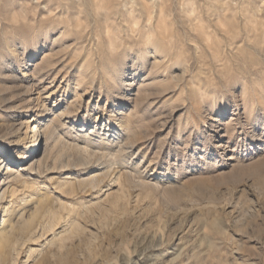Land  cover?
<instances>
[{
	"label": "rangeland",
	"instance_id": "obj_1",
	"mask_svg": "<svg viewBox=\"0 0 264 264\" xmlns=\"http://www.w3.org/2000/svg\"><path fill=\"white\" fill-rule=\"evenodd\" d=\"M0 36L3 163L60 116L63 158L110 171L96 190L71 191L70 168L12 184L4 207L41 189L58 211L17 264H264V0H0Z\"/></svg>",
	"mask_w": 264,
	"mask_h": 264
},
{
	"label": "bare ground",
	"instance_id": "obj_2",
	"mask_svg": "<svg viewBox=\"0 0 264 264\" xmlns=\"http://www.w3.org/2000/svg\"><path fill=\"white\" fill-rule=\"evenodd\" d=\"M29 93L32 94V91L29 90ZM59 117L60 116L52 117L50 119V121H48L46 123V126H44V127H41V122H39L38 118H36V120L34 121L36 123H34V125L32 127L33 129L31 130L32 135L28 136L31 140V145L24 146L23 148H19L17 150V153L21 152L22 156L25 155L27 150H30L32 152V153L30 152V154H33L30 158H28V160H26L22 164H20V169L16 170V169L12 168L8 163L4 164L3 162L5 160L0 158V214H1V211L3 212L2 222L0 224V264H17L16 263L17 259L16 258L14 259V254L19 255L20 246L25 245V243L27 241L29 243V241L33 239L34 235L39 234L38 232L40 231V229L43 226V225L38 226V224L34 225L35 221L38 217H40L42 215H47L49 217V219H52V218L55 219L56 216L58 215V211H56L51 200L49 198H47V192L45 191L46 189L44 190L45 192H42L41 189H38V191L34 192V194L37 195V196L34 195L36 198H33L31 196V198L29 200H27V201L25 200L26 203L23 202L24 204H21L22 206H19L17 208L14 207V205L11 207H7V208L4 207L3 206V200L5 199V197H7V194L9 192V189L11 188L12 184L21 182L22 178H24L23 176H25L26 174L32 175L33 173H35L36 176H39L41 174H45V172L49 171V170L50 171H55V170L60 171V170H58L59 168H61V169L62 168H66V169L70 168L73 171L71 172V176L69 175L70 177L68 178V180H70V181L67 184L69 185L71 191L75 190V187H77V189H80V190L81 189L83 190V188H85V189L90 188L92 190H94V189L96 190V188L101 187L102 183H104L105 179L107 178L108 174L110 173V171H105L106 169L101 170V168L98 169V171L94 172V173L93 172L92 173L91 172L85 173V170H87V168H89V166H90V161L87 159L88 154H86L84 151L81 152V149L78 146H75L76 149L79 150V151L78 150H76V151H78L80 153V156L78 158H76L75 160H73L71 158H65V156L63 158V153H64L63 149H65L67 147L69 149L74 148V147H70L69 145L65 144L63 142V140L60 139V137H59L60 131L59 130L61 128L63 121H61L60 120L61 118H59ZM29 122L30 121L27 122L26 128L31 127ZM50 123H53V125H54V127L52 129L50 128ZM23 125H24V123H21L20 127L17 128L16 124H12L10 126L11 127L10 128L11 134H14V133L16 134L17 132H19L21 129V126H23ZM82 135L85 136V137L81 136L82 138L84 137L85 142L86 141L88 142L89 139H91V138H89L90 135L87 132L84 134L82 133ZM81 137H79V138H81ZM75 138H78V136ZM25 139L26 138H23L21 140L19 139V140L23 142ZM43 139H44V142H43ZM50 142H53L52 143L53 145ZM48 143H49V145H52L51 147L49 146L50 149H46V148H48L47 147ZM75 143H76V141H75ZM109 143H111V142H109ZM113 143H117V141L116 142L113 141ZM119 143H121V141ZM119 143H117V144H119ZM100 144H103V143H100ZM18 145H19V143H18ZM70 145H72V144H70ZM85 147L87 148V146H85ZM58 148H59V151H61L59 154L60 157L59 156L57 157V153H56V150H58ZM118 149H120V146ZM121 149H122V145H121ZM59 151H57V152L59 153ZM54 155H55V157H54ZM18 156L19 155H17L16 157H18ZM134 157H135V155L133 154V162L136 163L134 160L135 159ZM12 158L9 157L10 160ZM25 158H27V156ZM51 159L53 160V162L50 165L49 162L51 161ZM7 160H8V158H7ZM110 165H108V166H110ZM139 166H140L139 163L135 165V172L138 171L139 173H142V174H140V175L137 173L136 174L139 177L146 178L147 173H145V175H144L143 172L140 171L141 168L139 169ZM5 168H6V171H4ZM19 170H26V172L21 173ZM3 171H4V173H3ZM50 171H49V173H50ZM126 175H128V178L130 180V178L132 176L131 173H127ZM134 176H133V179H134ZM25 182H27V181L25 180ZM140 184L142 186H149V183L144 181V179H142V181L138 180L137 185H140ZM30 205H33L34 209L32 210V212L30 214H28L26 208ZM61 207L63 208V207H65V205H62ZM49 222L50 221H48V225H49ZM45 227H46V224H45ZM50 227H52V223L50 224ZM43 228H44V226H43ZM81 232L82 233L84 232V228L79 224V220L77 221V218H76V220H74L72 222L70 228L64 230V232H61V234L56 233V232L54 233V235H53L54 239L52 241L53 245L54 244L56 245V243L57 244L59 243L58 247H60L61 249L65 248L66 247V240L71 238L73 233H81ZM92 237H93V235H92ZM32 252L33 251H31L29 253L28 260L32 257V255H33ZM36 261H37V259H36ZM130 262H131L130 258L126 259L124 263H122L116 259V261L113 262L112 264H129Z\"/></svg>",
	"mask_w": 264,
	"mask_h": 264
},
{
	"label": "clouds",
	"instance_id": "obj_3",
	"mask_svg": "<svg viewBox=\"0 0 264 264\" xmlns=\"http://www.w3.org/2000/svg\"><path fill=\"white\" fill-rule=\"evenodd\" d=\"M3 40H4V37L0 36V42H2ZM192 102L194 104L195 103H199L201 105L209 104L210 106L214 107L216 100H215V97H213V96H211L209 94L196 92V93L193 94Z\"/></svg>",
	"mask_w": 264,
	"mask_h": 264
}]
</instances>
